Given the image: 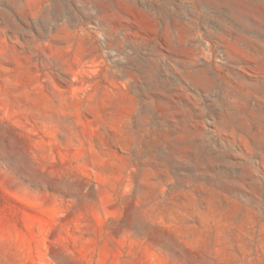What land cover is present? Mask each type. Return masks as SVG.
I'll return each mask as SVG.
<instances>
[{"label":"rangeland","instance_id":"obj_1","mask_svg":"<svg viewBox=\"0 0 264 264\" xmlns=\"http://www.w3.org/2000/svg\"><path fill=\"white\" fill-rule=\"evenodd\" d=\"M0 264H264V0H0Z\"/></svg>","mask_w":264,"mask_h":264}]
</instances>
